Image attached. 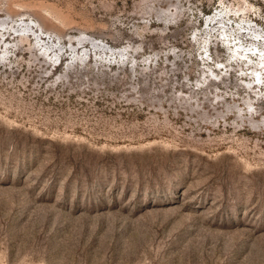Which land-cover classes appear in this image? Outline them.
Masks as SVG:
<instances>
[{
    "label": "rangeland",
    "instance_id": "obj_1",
    "mask_svg": "<svg viewBox=\"0 0 264 264\" xmlns=\"http://www.w3.org/2000/svg\"><path fill=\"white\" fill-rule=\"evenodd\" d=\"M0 264H264V0H0Z\"/></svg>",
    "mask_w": 264,
    "mask_h": 264
},
{
    "label": "bare ground",
    "instance_id": "obj_2",
    "mask_svg": "<svg viewBox=\"0 0 264 264\" xmlns=\"http://www.w3.org/2000/svg\"><path fill=\"white\" fill-rule=\"evenodd\" d=\"M21 39V38H20ZM19 48V47H18ZM24 51V50H23Z\"/></svg>",
    "mask_w": 264,
    "mask_h": 264
}]
</instances>
